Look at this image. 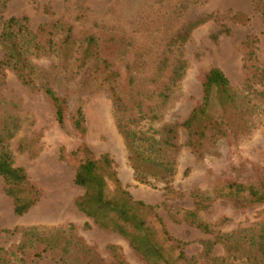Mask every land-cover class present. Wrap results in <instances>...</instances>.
Returning a JSON list of instances; mask_svg holds the SVG:
<instances>
[{"label":"rangeland","instance_id":"1","mask_svg":"<svg viewBox=\"0 0 264 264\" xmlns=\"http://www.w3.org/2000/svg\"><path fill=\"white\" fill-rule=\"evenodd\" d=\"M12 17H27L35 34L29 61L38 88L23 85L12 71L0 78V141L41 199L17 216L0 178L3 264H147L127 239L101 229L78 210L84 189L75 184V175L82 160L78 151L84 148L91 152L86 157L109 155L126 190L154 208L147 223L166 263L218 264L205 256L204 243L219 238L224 244L215 245L213 258L264 264L257 246L264 205L240 209L215 195L216 188L230 182H255L264 171V116L249 136L229 133L198 153L186 145L183 128L175 147L162 142L166 126L183 123L202 103L203 80L211 69L222 70L238 91L247 79L261 90L253 77L264 68V0H1L0 35ZM197 21L202 23L178 40ZM68 29L71 39L65 43ZM91 38L94 52L116 74L114 85L86 52ZM180 63H185L182 77L171 84ZM44 86L67 101L63 125ZM111 88L123 101L120 115ZM78 109L84 113V130L75 126ZM120 124L135 133L140 155L151 159L146 182L135 174ZM197 196L205 208L197 205ZM31 227L69 231L54 240L56 249L38 259L46 246L24 236ZM14 229H19L15 235L3 233Z\"/></svg>","mask_w":264,"mask_h":264},{"label":"trees","instance_id":"2","mask_svg":"<svg viewBox=\"0 0 264 264\" xmlns=\"http://www.w3.org/2000/svg\"><path fill=\"white\" fill-rule=\"evenodd\" d=\"M1 2V0H0ZM203 22V20H201ZM201 21L189 25L185 34H180L178 40L186 39L193 28ZM68 43L71 39V29L67 31ZM35 34L29 28L27 17L8 19L0 35V45L3 55L0 58V78L5 79L8 71L14 72L23 85L32 89L38 88L36 82V69L29 61V53L33 49ZM94 39L88 42L87 53L93 55L91 58L99 67H104L107 78L115 84L116 74L109 71L107 61L101 60L92 47L95 46ZM253 52L251 56H253ZM185 63H180L170 79L171 84H176L182 77ZM253 78L256 79L261 90L255 89L252 79H247L243 88L238 91L233 88L230 80L219 68L211 69L203 80V100L180 124L166 126L162 131V142L166 147H175L178 140V130L183 128L188 133L186 145L195 153L200 152L209 141L227 138L233 133L237 138L249 136L256 126L257 120L264 116V68L257 70ZM42 90L50 99L56 117L60 125L66 120L67 101L59 97L57 92L49 86ZM117 114L124 111L123 101L114 88L110 89ZM84 113L78 109L75 114V126L78 130H84ZM120 122V119H119ZM121 125V124H120ZM123 128V136L126 138L129 150V159L132 167L141 182H146L145 174L149 169L148 162L151 159L142 157L136 149V135ZM0 178L5 181V192L14 202V212L17 216L26 215L34 208L41 199L40 192L29 182L26 171L16 167L7 146L0 141ZM82 158L75 175V184L84 189V195L76 202L78 210L84 213L101 229L119 233L127 239L136 252L140 253L147 261V264H169L166 263V254L156 240V232L147 223V215L154 210L142 201L135 200L121 183L117 172L114 169V162L109 155H103L100 159L86 157L91 154L88 148L79 150ZM112 185V186H111ZM217 199L230 201L240 209L252 208L264 205V171L255 182L242 184L230 182L215 190ZM197 205L205 208L207 205L201 203L199 196ZM195 217V214L192 215ZM195 225L197 228L209 232L207 226L201 223ZM85 228L90 229L89 223ZM19 229L4 230L3 233L15 235ZM72 230V229H71ZM69 229H38L27 228L23 234L25 237H33L45 245L43 253L36 255L41 259L49 249H56L59 244L54 240L67 235ZM223 243V239L216 242H205V256L218 264H225L227 258H216L212 256L215 245ZM71 242L66 243V245ZM26 243L21 246L24 252ZM258 246V253L264 258V231L261 235V243ZM183 254L181 255V257ZM0 264H3V261Z\"/></svg>","mask_w":264,"mask_h":264}]
</instances>
